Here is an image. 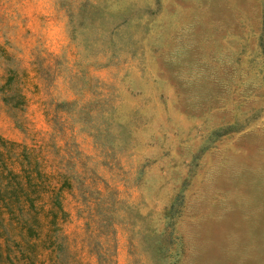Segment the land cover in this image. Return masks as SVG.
I'll return each mask as SVG.
<instances>
[{
  "label": "rangeland",
  "instance_id": "1",
  "mask_svg": "<svg viewBox=\"0 0 264 264\" xmlns=\"http://www.w3.org/2000/svg\"><path fill=\"white\" fill-rule=\"evenodd\" d=\"M5 66L71 264H264V0H0Z\"/></svg>",
  "mask_w": 264,
  "mask_h": 264
},
{
  "label": "trees",
  "instance_id": "2",
  "mask_svg": "<svg viewBox=\"0 0 264 264\" xmlns=\"http://www.w3.org/2000/svg\"><path fill=\"white\" fill-rule=\"evenodd\" d=\"M17 73L5 66L0 74V102L13 109L25 103L14 85ZM15 145L0 136V264H71L64 237L57 233L59 219L66 215L63 191L73 195L78 182L81 190L88 186L59 161L43 172L35 149L14 151Z\"/></svg>",
  "mask_w": 264,
  "mask_h": 264
}]
</instances>
